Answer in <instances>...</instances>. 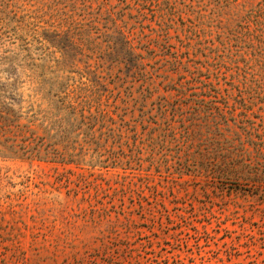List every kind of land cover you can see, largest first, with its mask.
Listing matches in <instances>:
<instances>
[{
  "label": "rangeland",
  "instance_id": "rangeland-1",
  "mask_svg": "<svg viewBox=\"0 0 264 264\" xmlns=\"http://www.w3.org/2000/svg\"><path fill=\"white\" fill-rule=\"evenodd\" d=\"M125 1L135 13L134 0ZM182 1L194 11L182 19L194 18L201 2L176 0L177 6ZM71 3L0 0V87L19 101L14 106L23 115L46 107L60 53L43 34L52 31L54 13ZM171 35L177 33L171 30ZM198 47L192 40L190 52ZM144 62L149 69L154 60ZM166 69L159 70L168 77L146 100V109L154 107L168 82L179 81L177 72ZM154 81L157 85L160 77ZM103 83L102 101L125 105L122 99L130 96L125 97L124 87L116 97L114 83L109 78ZM132 90L131 97H137V85ZM139 113L135 109L133 116ZM145 123H138L137 130ZM130 136L96 134L98 143L78 145L85 160L79 164L0 157V264H264V178L197 171L185 164V150H178L175 141L150 157L144 149L141 165L132 162L137 169L126 165L129 155L116 166L86 163L98 156L133 154ZM198 147L197 141L190 146L197 155L188 164H202Z\"/></svg>",
  "mask_w": 264,
  "mask_h": 264
},
{
  "label": "trees",
  "instance_id": "trees-1",
  "mask_svg": "<svg viewBox=\"0 0 264 264\" xmlns=\"http://www.w3.org/2000/svg\"><path fill=\"white\" fill-rule=\"evenodd\" d=\"M199 1L200 10L187 19L182 14L194 12L191 4L177 6L176 0H134L133 14L125 0L64 4L54 13L52 31L43 34L60 53L46 107L23 115L14 106L19 101L0 87V157L79 164L85 162L80 143H98L96 134L127 132L133 154L98 156L86 163L116 166L129 155L126 165L137 169L132 162L141 165L144 149L150 157L175 141L178 150H185V164L197 171L264 178V0ZM192 40L199 45L194 52ZM198 54L202 58L195 59ZM145 59L154 60L149 69ZM166 65L167 72L179 74V81L168 82L154 107L146 109V100L167 80L159 72ZM107 78L116 97L124 87L125 97L130 96L122 99L125 105L102 101ZM135 85L139 95L131 97ZM195 141L201 165L188 164L197 155L189 151Z\"/></svg>",
  "mask_w": 264,
  "mask_h": 264
}]
</instances>
